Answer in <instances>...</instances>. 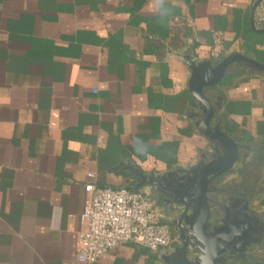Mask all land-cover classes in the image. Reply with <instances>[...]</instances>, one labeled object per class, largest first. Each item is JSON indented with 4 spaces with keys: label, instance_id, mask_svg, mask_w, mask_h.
I'll return each instance as SVG.
<instances>
[{
    "label": "crops",
    "instance_id": "1",
    "mask_svg": "<svg viewBox=\"0 0 264 264\" xmlns=\"http://www.w3.org/2000/svg\"><path fill=\"white\" fill-rule=\"evenodd\" d=\"M253 2L0 0V264H79L87 183L132 188L130 168L163 174L212 154L194 126L184 58L264 64ZM210 95L214 124L241 146L223 177L244 180L234 192L264 221V75L234 63ZM137 191L169 225L149 189ZM171 226L169 249L126 243L93 264H164L159 253L180 245Z\"/></svg>",
    "mask_w": 264,
    "mask_h": 264
},
{
    "label": "water",
    "instance_id": "2",
    "mask_svg": "<svg viewBox=\"0 0 264 264\" xmlns=\"http://www.w3.org/2000/svg\"><path fill=\"white\" fill-rule=\"evenodd\" d=\"M252 9L260 16V33L264 34V0H254ZM184 59L190 72L188 90L192 104L201 110V115L194 114V126L207 140L212 154L201 153L188 168H172L163 174H143L130 168L139 183L127 189L147 187L162 212L173 206L183 208V213L171 222L180 245L169 253H159L164 264H264L262 257L253 256V251L264 244V221L259 212L249 208L242 189L229 195L217 207L216 220L212 219L211 198L223 191L214 181L233 173L241 146L214 124L210 95L232 64L240 63L260 75H264V64L239 54L216 61L195 62L190 56Z\"/></svg>",
    "mask_w": 264,
    "mask_h": 264
},
{
    "label": "built area",
    "instance_id": "3",
    "mask_svg": "<svg viewBox=\"0 0 264 264\" xmlns=\"http://www.w3.org/2000/svg\"><path fill=\"white\" fill-rule=\"evenodd\" d=\"M221 41L219 34L213 36L211 58L218 59L222 54ZM92 176L87 174L88 178ZM84 192L87 200L79 215L81 229L75 241L79 264H93L121 244L132 243L156 253L176 243L170 228L160 221L161 215L142 192L91 183L84 186Z\"/></svg>",
    "mask_w": 264,
    "mask_h": 264
},
{
    "label": "flooded vegetation",
    "instance_id": "4",
    "mask_svg": "<svg viewBox=\"0 0 264 264\" xmlns=\"http://www.w3.org/2000/svg\"><path fill=\"white\" fill-rule=\"evenodd\" d=\"M226 178L227 177H221V178L214 181V185L216 187H222L224 190L221 193H217L214 196H212L211 206L214 209V213L212 214V217H214V214H216L218 205L223 202V200L227 197V195L234 192V190L236 188H239L244 181V180L242 181V179L239 177L233 178L231 180H227ZM247 181H248V183L250 182L249 180H247ZM182 213H183V208H181L179 206H173L171 208H166L163 212V215H164V218L166 219V221L168 222V224L170 225V227L173 229V227L171 226V221L177 219ZM169 225H167V226L169 227ZM263 246H264V244H260L259 248H257L254 251L253 254L256 257L261 255L262 250H264ZM228 264H236V263H228Z\"/></svg>",
    "mask_w": 264,
    "mask_h": 264
}]
</instances>
